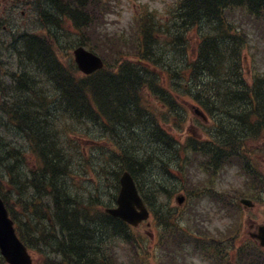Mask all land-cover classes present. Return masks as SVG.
Wrapping results in <instances>:
<instances>
[{"label":"trees","instance_id":"trees-1","mask_svg":"<svg viewBox=\"0 0 264 264\" xmlns=\"http://www.w3.org/2000/svg\"><path fill=\"white\" fill-rule=\"evenodd\" d=\"M29 3L36 15L40 33L21 31L16 44L10 46V52L18 56L20 71L12 72L13 85L1 92L0 129L22 135L32 142L31 149L40 157L39 169L25 171L21 164L22 153L7 151L5 141L0 145V194L3 196L1 191L5 190L2 181L12 180L14 183L11 184L15 185L13 204L22 213L21 216L11 213L17 226H20L18 235L31 248H43L39 254L41 258H35L33 264H120L114 250L109 254L108 245L103 247L108 240L101 236L103 230L96 235V228L89 230V226L102 228L101 224L92 225L94 221L91 218L76 210L72 194L64 186V173L70 172L71 166L64 159V153L63 156L58 154L51 126L52 107L70 101L73 106L81 108V113L72 119H90L97 123L96 116L101 114L96 113V99L102 87H105L109 95H104V98L113 103L115 108L106 112L102 109V112L111 122L121 115L126 118L125 121L131 126L128 136L134 141L133 157L140 168L155 173V184L159 180L158 167H167L172 162L179 145L161 130L153 115L150 117L141 108V90L145 85L149 87L150 95L166 103L170 113L179 112L180 107H174L177 95L173 97L166 89L172 87V83H175V88L182 87L183 92L195 103L207 112H213L216 122L222 125L224 137L219 147H238L242 139L239 132L242 130H249L250 135L264 130V77L255 76L254 85L250 87L243 79L242 65L244 48L249 47L250 38L244 30L247 29L245 19L252 20L253 24L249 23L260 29L264 36V0H178L176 11L163 26L155 23L152 14L140 16L132 34L135 42L130 44L127 43L131 38L128 35L103 37V31H100L101 35L96 32V29L101 30L100 27L91 29L94 22L102 21L106 5L100 0H31ZM100 6L98 19L93 20ZM66 23L74 30L81 31V38L87 43L84 44L93 47L96 52L102 51V45L96 43L99 38H108L109 42L116 43V47H132L126 53L137 59L136 62L140 61V64L119 60L116 71L126 80L123 86L114 88L108 85L115 77L104 79L101 86L97 84L99 78L96 76L73 81L74 76L65 71L56 57L52 61L46 57L56 55L52 48L60 46L62 40L72 38L65 28ZM123 39L121 44L119 40ZM194 41L197 43L195 50L192 46ZM152 68L159 72L165 71L168 75L165 78L162 75L160 80L155 72L148 73ZM182 71L184 76L180 74ZM39 82L50 84L47 88L52 93L57 91V95L40 87ZM128 83L133 84L132 87ZM78 86L83 88L82 97L77 96L80 95L76 92ZM91 104L95 108L89 107ZM138 109L142 110L140 116L132 115L131 111ZM144 113L149 117L147 121L142 116ZM34 119L36 121L32 122ZM122 159L123 155H120L115 164L118 169L124 165ZM111 162L110 166L114 167L113 157ZM125 167L134 175L138 170L134 165ZM161 213L167 219L172 218L175 212L166 214L155 211V218L159 222L162 221L159 218ZM56 222L58 229L55 227ZM111 226L113 223L106 225L105 229ZM113 231L120 234V229ZM123 232L126 234L125 230ZM68 233L76 237V242L61 241ZM82 236L87 238L81 239ZM54 242L58 246H54ZM142 248L143 254L146 247L143 245ZM137 254L141 255L140 252ZM56 256L61 259L57 263L54 262ZM133 262L130 261V264Z\"/></svg>","mask_w":264,"mask_h":264},{"label":"rangeland","instance_id":"rangeland-1","mask_svg":"<svg viewBox=\"0 0 264 264\" xmlns=\"http://www.w3.org/2000/svg\"><path fill=\"white\" fill-rule=\"evenodd\" d=\"M27 2V4H26ZM101 3L106 5L107 8V14H106V22H107V27H102L111 30L110 33L117 32V30H121L122 32L124 31L125 35H128L130 40H127V43H131L134 41V36L132 35V31L134 28L137 27L138 20L141 15H145L146 13L153 14L155 17V20L157 22L158 26H163L164 22H167L169 17H171V14L175 12V9L177 8L178 0H101ZM142 17V16H141ZM3 18L5 24L7 22L12 23L14 26V32L16 31H21L23 29L26 30H39L38 22L35 16L33 15V11L30 8V4L28 0H0V19ZM166 18V19H165ZM67 30H72L71 28H67ZM3 32H0V36H2ZM20 33L16 32L15 34ZM71 33V32H70ZM135 42V41H134ZM121 43V42H120ZM77 44V42H76ZM75 45H68V51H70V48H73ZM122 44V43H121ZM191 45V41H190ZM193 47L195 45H192ZM66 47V46H65ZM132 49V47H125L124 45H121L120 47H116L114 53L112 54L111 58L113 56L115 57L116 55H121L125 53L126 51ZM248 59H247V67L249 68L250 66H257L259 70H262L264 72V41L259 39V35L257 30L252 31L251 33V40H250V48L249 50L247 49V52L245 54ZM11 62H14V59L11 60ZM108 66L112 67L113 65L110 63V60H106ZM105 71H107L105 69ZM107 73V72H106ZM180 94V102L184 107V110L186 112V123L182 129H179L178 131L173 129L171 126L165 125L163 126L165 129H167L169 132H174L175 137L178 140H183L186 136V134L189 132L188 127L190 126L191 128H196L194 125V117L198 118V116L194 113L193 107L196 104L193 99L190 97L185 98L183 100L182 97V91L178 92ZM145 95L144 101L146 103L149 102L150 100H153L157 103V107L153 108L159 115H161V109L159 106V101L155 98H150L146 96V94L143 92ZM183 102V103H182ZM200 119V118H198ZM197 126L201 125L203 122L202 121H196ZM212 125V120L208 121L206 124V128H209ZM195 130V129H193ZM200 132L202 133L204 130V125L201 126L199 129ZM5 131L8 132L6 129ZM77 134H79L77 132ZM189 134V133H188ZM12 141H14V138H10ZM187 139H185L186 141ZM184 141V142H185ZM249 141V140H248ZM83 143V142H82ZM84 146H87V143H83ZM83 144H81L83 146ZM145 147L148 145H144ZM253 149H250L252 154H258L261 152L262 154L258 156L256 159L260 163L258 169L264 170V138H261L257 144H252ZM251 157V156H250ZM28 160V165H31L33 162L31 158H27ZM197 169L195 164H191L189 168V173L194 174V170ZM264 173V171H263ZM81 177L85 178L86 180L88 179L89 176L87 173H83ZM81 177L77 176V183L78 181H81ZM198 176H194L193 178H197ZM75 179V180H76ZM80 179V180H78ZM220 180L226 179L227 182L230 181V183H235L237 182L239 184L241 178L237 173L235 172L234 169H229L227 168L225 171H223L220 175ZM87 184V182H85ZM91 186V185H90ZM86 189H89L88 186L85 187ZM106 194L104 195V198L108 194V188L105 189ZM170 204L175 205V201L173 200V196L170 199ZM260 207L257 211L254 209L251 211L252 213V219H254V223L259 221L260 219V213L263 212L264 214V205L258 206ZM246 213V211H245ZM249 217L246 216L243 221H245V224L242 225V232L241 234L246 237L247 233L251 231L250 229H254V225L251 224L249 221ZM215 223L219 224L220 226L223 225V221H214ZM247 223V224H246ZM136 232V236L138 233L147 235L149 233H152L151 227H145L141 226L133 233ZM124 248L121 243H117V248H114V254L118 260L122 259L123 257V251ZM201 255L192 257L191 259L185 255L182 257L181 263L183 264H208L205 260V254L204 252H201L199 249H196ZM34 252V251H33ZM32 253V252H31ZM232 252H229V255ZM250 264H259L258 260L256 258H252Z\"/></svg>","mask_w":264,"mask_h":264},{"label":"bare ground","instance_id":"bare-ground-1","mask_svg":"<svg viewBox=\"0 0 264 264\" xmlns=\"http://www.w3.org/2000/svg\"><path fill=\"white\" fill-rule=\"evenodd\" d=\"M116 43L111 41L108 44H106L101 53L99 52L98 54L92 53L90 51H85L82 53V55L80 56L81 59V63L83 65L85 64H91V63H96V61L98 60H102V61H106V60H110L111 56L113 54V52L116 49ZM61 46V45H60ZM60 46H58L57 48L60 51ZM52 52L57 54L55 49L52 48ZM61 56H65V54L63 53H59ZM58 56V54H57ZM56 55H52V56H46L50 61H52V58L57 57ZM77 67L79 68L80 66L77 63ZM121 76H123L121 74ZM119 73H99L98 77L100 78H113L115 77L111 82H109L108 85H112L114 88H118L119 86H123L124 82H126V80L124 78H122ZM66 80V79H63ZM13 85V78H12V69H8L5 70L3 72V74L0 75V93L5 90L6 88L10 87ZM129 87H132L131 85L133 84H129ZM172 85L175 87V83H172ZM78 90H76V92L80 95L77 96H83V88L79 87L76 88ZM171 91V90H168ZM160 96V95H158ZM166 96V95H165ZM169 99V97H168ZM98 108L100 109H104V110H113L115 107V105L110 102H107L106 100H99L97 105ZM56 107V106H55ZM117 107V106H116ZM80 107L79 106H73V103L68 101L64 104L59 103V105L56 107V113H60L61 117L66 120L65 125L60 127V135L62 137H60V140L55 143L58 149V154L60 156H63V153H70L71 151H75L76 150H80V148H78L76 146V140L78 139L77 137H74L71 134V129L76 128L77 127V123L81 122V120H77V119H72L76 116H78L81 112H80ZM144 109V108H143ZM132 115H139L141 114L142 110L138 109V110H133L131 111ZM143 118H145V120L147 121L149 119V117L144 113V115H142ZM170 117L174 118V119H180L179 118V113H170ZM126 118L123 117V115H121L118 119H115L109 124L106 125L103 130H104V136L102 141H98L97 139L94 138H90L88 137L87 139L89 141H91L94 145H96L98 147V151L93 153L96 157L100 158L103 156H106L109 153V148L111 146H118L119 150L121 152V155H123V159L122 161V167L123 169H128V167H125L126 165H134L138 167L139 172L142 173V175H146L148 172L147 168H140L138 165L137 160L135 159V157H133L134 154V141H132V139L129 138L128 136V129L131 128V126L125 121ZM123 120V121H122ZM36 121V119L32 120ZM218 129L222 132L223 129L222 127H218ZM66 137V138H65ZM68 138V139H67ZM5 141H7V143L4 145L6 146V150L7 151H16V153L19 150L25 149L24 146H16L14 144H12L6 137H5V129H0V145L3 144ZM17 142L19 144L23 143V140L18 138ZM76 149H74V148ZM71 148L73 150H71ZM85 148V147H84ZM55 150V149H54ZM56 151V150H55ZM84 151H86L84 149ZM137 164V165H135ZM124 166V167H123ZM79 170H81V168H79ZM137 170V171H138ZM85 187H81L77 192H74L76 195H80L82 192H84ZM106 194L105 190L100 189L98 191H94V192H88L87 195L89 197V199L91 201H98V200H102L104 199V195ZM72 196V195H71ZM111 196V191L108 192L106 197ZM52 232H55V230H53ZM52 232H50L51 237L54 239ZM58 238V235H57ZM81 239H85L87 237H80ZM56 240V239H54ZM75 240L76 237L72 234V233H68L66 236H64L61 241L66 242V243H73L76 242ZM53 242V240L51 241ZM54 246H58L55 242L53 243ZM38 250V249H37ZM41 248L37 251V253L34 251V253L40 257L39 254H41ZM45 252H47V249L45 250ZM64 252V251H63ZM60 257V256H59ZM41 258V257H40ZM45 260V257H43ZM44 260L41 259V261L45 262ZM79 261V260H77ZM0 263H5L4 261H2L0 259Z\"/></svg>","mask_w":264,"mask_h":264},{"label":"water","instance_id":"water-1","mask_svg":"<svg viewBox=\"0 0 264 264\" xmlns=\"http://www.w3.org/2000/svg\"><path fill=\"white\" fill-rule=\"evenodd\" d=\"M83 51L78 50L75 52L76 61L80 68L85 72L90 71L93 68H89L88 64L83 65L81 63L80 56ZM122 180V189L119 195V207L110 210L111 213L119 215L130 223L137 224L138 221L146 217V212L142 206L141 201L136 196L133 188L130 185L129 178ZM137 207L140 211H136ZM261 238L264 241V227L260 229ZM0 249L6 260L10 264H29L30 258L26 253L25 247L18 241L12 228V222L8 219L6 210L0 200Z\"/></svg>","mask_w":264,"mask_h":264}]
</instances>
